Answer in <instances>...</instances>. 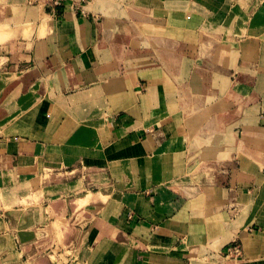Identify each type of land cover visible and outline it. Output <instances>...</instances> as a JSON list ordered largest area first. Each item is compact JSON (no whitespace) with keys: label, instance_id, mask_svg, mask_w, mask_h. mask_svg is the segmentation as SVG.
Here are the masks:
<instances>
[{"label":"crops","instance_id":"obj_1","mask_svg":"<svg viewBox=\"0 0 264 264\" xmlns=\"http://www.w3.org/2000/svg\"><path fill=\"white\" fill-rule=\"evenodd\" d=\"M0 1V264L17 175L77 264H264V0Z\"/></svg>","mask_w":264,"mask_h":264},{"label":"rangeland","instance_id":"obj_2","mask_svg":"<svg viewBox=\"0 0 264 264\" xmlns=\"http://www.w3.org/2000/svg\"><path fill=\"white\" fill-rule=\"evenodd\" d=\"M1 28L0 36L2 37L4 35L3 26ZM9 76L10 73L0 72V117L9 110H13L14 107L22 105V103L15 105L13 99L17 97V94L24 93V90L20 89V92L14 96L13 89L9 90L11 87V82H8ZM26 92L28 93L26 96H30V92ZM21 97H24L23 94ZM50 157L49 154L47 181L52 182L55 179L59 180V163L52 162ZM30 177L31 175H17L14 178L15 183L12 184L15 186L11 185L10 188L15 187L16 193L24 199H16L14 205L16 210L13 211L15 213L9 214L8 218L4 217L6 223L9 222L15 231L16 246L24 252L22 259L27 258V264H60L59 259L62 264H75L77 249L73 248L74 236L67 227L66 220L68 219L59 218V200H57L59 194L50 195L51 189L48 188V195L45 194L43 200L34 197L33 193L39 194L40 179ZM59 242L63 250L62 248L59 250Z\"/></svg>","mask_w":264,"mask_h":264},{"label":"built area","instance_id":"obj_3","mask_svg":"<svg viewBox=\"0 0 264 264\" xmlns=\"http://www.w3.org/2000/svg\"><path fill=\"white\" fill-rule=\"evenodd\" d=\"M31 1H35L36 3H39L41 5H50L53 7L60 5L62 2V0H31ZM222 251L224 255L234 257L240 254V245L235 240H232L224 246Z\"/></svg>","mask_w":264,"mask_h":264},{"label":"bare ground","instance_id":"obj_4","mask_svg":"<svg viewBox=\"0 0 264 264\" xmlns=\"http://www.w3.org/2000/svg\"><path fill=\"white\" fill-rule=\"evenodd\" d=\"M85 199V197L83 198V200Z\"/></svg>","mask_w":264,"mask_h":264}]
</instances>
